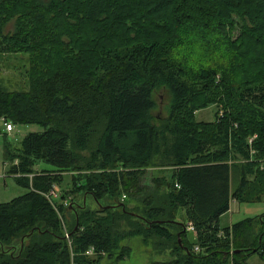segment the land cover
Instances as JSON below:
<instances>
[{"label":"trees","instance_id":"trees-1","mask_svg":"<svg viewBox=\"0 0 264 264\" xmlns=\"http://www.w3.org/2000/svg\"><path fill=\"white\" fill-rule=\"evenodd\" d=\"M199 39L218 57L191 54ZM3 55L30 57V90L0 84V131L7 122L44 133L19 149L6 142L8 174L29 193L0 205V246L20 236L29 245L21 258L0 251V264H100L119 250L121 262L131 255L121 243L136 237L170 252L153 264L264 262V216L220 224L232 200L264 199V0H0ZM160 95L165 120L154 115ZM212 106L225 117L198 122L196 111ZM40 165L50 169L36 173ZM151 168L163 176L129 209ZM65 175L72 195L101 209L66 207V191L52 204L45 196ZM181 209L197 244L176 224Z\"/></svg>","mask_w":264,"mask_h":264},{"label":"rangeland","instance_id":"rangeland-1","mask_svg":"<svg viewBox=\"0 0 264 264\" xmlns=\"http://www.w3.org/2000/svg\"><path fill=\"white\" fill-rule=\"evenodd\" d=\"M10 31L13 30L11 26ZM210 42V43H209ZM212 41H205L204 39H199L197 46L190 47V53L193 54L197 59L201 58L203 61L207 62L211 59L217 58L218 54L213 49ZM220 56V55H219ZM29 71H30V57L28 55H3L0 56V84L2 88L9 93H26L30 90V80H29ZM161 103L159 104L157 110L154 112V115L159 120H165L168 118L170 113V102L168 99H165L163 95H160ZM217 114L224 118L226 115V110L222 106H212L208 109L196 111V120L198 122L204 123H213ZM218 117L220 118V116ZM156 124H162L160 121H157ZM13 125V124H12ZM14 131L9 133L6 130V127L0 131V205L9 204L14 200L21 198L29 193L28 190L19 186L15 178L8 174L11 163L6 162L5 158V147L6 142L14 149L21 148L23 140L30 134H40L44 133V129L38 125H13ZM7 138L5 139V136ZM43 169H50L46 165L38 166L35 171L39 173ZM161 168H151L148 169L147 174L142 180V185L146 187V194L143 197L138 198L137 200H125L128 204L129 209L136 210V208L142 206V201L148 195L153 194L151 190H155L156 183L155 179L161 178L163 176ZM30 180L34 176H29ZM73 175L63 176V184L55 187L60 189V195L63 191L69 193V206L72 207V201H76L78 205L75 208H83L90 211H98L101 209V205L97 204L95 200L85 194L72 195L71 190L73 187L72 181ZM82 183H78L77 186L80 187ZM63 201L60 199L57 203L60 205ZM102 205H106L108 202H102ZM262 211L264 212V200L261 204H239L232 203L231 205V214L225 216L221 219L222 226H228L232 222L239 223L246 219L254 218L253 211ZM134 215V214H133ZM136 216V215H134ZM176 223V222H175ZM181 226L187 224V211L181 209L177 223ZM189 224V223H188ZM187 224V225H188ZM186 230V229H185ZM120 232L130 231L129 225H121ZM197 234L189 233L188 240L192 244H197ZM66 239L69 241V244H72L70 241L69 234L66 233ZM157 238L149 239L146 243L144 237H136L132 239L125 240L121 243V247H128L131 249L130 257H126L123 261L117 262V257L119 256L121 250H119L114 258L105 257L100 262V264H153L154 262H162L170 259L171 255L169 251H165L163 248H159L157 245ZM29 245L27 238L23 239V236H20L15 240L10 246H0V251L9 250L10 256L13 258H21L26 247ZM233 251V250H232ZM249 264H264L258 256H253L249 260Z\"/></svg>","mask_w":264,"mask_h":264},{"label":"built area","instance_id":"built-area-1","mask_svg":"<svg viewBox=\"0 0 264 264\" xmlns=\"http://www.w3.org/2000/svg\"><path fill=\"white\" fill-rule=\"evenodd\" d=\"M4 125H5V127H6V129H7V132L11 133V132L14 131V127H13L12 124H9V123L5 122ZM252 141H253V140H252ZM252 141H251V142H252ZM60 192H61L60 189H58V188L55 187V188H54L49 194H47L45 197H46V198H47L52 204H54V203H56L58 200H60V197H61ZM64 205H65L66 207H68V206H69V201L64 202ZM186 230H187V232H189V233L197 234L195 227H194L191 223H189V224L187 225ZM196 252H199V249H198V248L196 249ZM88 254H89L90 256H94V255H95V252H94V250L92 249V250L89 251Z\"/></svg>","mask_w":264,"mask_h":264},{"label":"crops","instance_id":"crops-1","mask_svg":"<svg viewBox=\"0 0 264 264\" xmlns=\"http://www.w3.org/2000/svg\"><path fill=\"white\" fill-rule=\"evenodd\" d=\"M264 200V199H263ZM239 203V202H237L236 200H232L231 201V204H230V211L226 214V215H224L221 219H223L225 216H227V215H229V214H231V205H232V203ZM263 202V201H262ZM262 202H260V203H255V204H261ZM239 204H241V203H239ZM252 215H254V218H250V219H257V218H260V217H262V216H264V212H262V211H253V214ZM250 219H246V220H250ZM246 220H244V221H246ZM244 221H242V222H244ZM242 222H239V223H242ZM239 223H235V222H232L230 225H228V226H222L221 225V227H223V228H231V227H233V226H235V225H237V224H239ZM220 224H221V221H220Z\"/></svg>","mask_w":264,"mask_h":264},{"label":"clouds","instance_id":"clouds-1","mask_svg":"<svg viewBox=\"0 0 264 264\" xmlns=\"http://www.w3.org/2000/svg\"><path fill=\"white\" fill-rule=\"evenodd\" d=\"M173 59H174V61L179 62L180 59H181V57H180L179 55H175V54H174ZM191 67H192L195 71H199V69L197 68V66L195 65V63H193V64L191 65Z\"/></svg>","mask_w":264,"mask_h":264},{"label":"bare ground","instance_id":"bare-ground-1","mask_svg":"<svg viewBox=\"0 0 264 264\" xmlns=\"http://www.w3.org/2000/svg\"><path fill=\"white\" fill-rule=\"evenodd\" d=\"M219 115V114H218ZM35 176V175H34ZM74 248V247H73Z\"/></svg>","mask_w":264,"mask_h":264}]
</instances>
